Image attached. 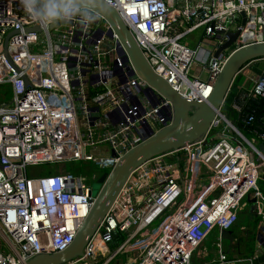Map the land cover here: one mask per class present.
Returning a JSON list of instances; mask_svg holds the SVG:
<instances>
[{"label":"built area","instance_id":"2783aa9c","mask_svg":"<svg viewBox=\"0 0 264 264\" xmlns=\"http://www.w3.org/2000/svg\"><path fill=\"white\" fill-rule=\"evenodd\" d=\"M104 1L127 24L153 72L191 101L208 100L231 53L264 43V0ZM97 15L88 24L76 17L43 27L20 0H0V87L11 92L8 101L0 94V264L66 251L96 201L97 175L35 176L34 167L86 162L114 169L173 122L172 103L139 77L111 25ZM198 30L195 48L182 43ZM237 31L232 51L215 57L227 40L218 34ZM195 64L201 73L190 79ZM251 99L264 102V70L234 110ZM258 139L264 145V130ZM101 148L109 156L98 154ZM263 176L264 153L221 112L204 140L138 167L83 256L65 264H109L130 252L125 264H264L257 263L262 244L253 257L233 260L220 236L214 256L199 252L216 230L233 229L251 199L264 244ZM119 234L126 239L111 250Z\"/></svg>","mask_w":264,"mask_h":264},{"label":"water","instance_id":"95a60500","mask_svg":"<svg viewBox=\"0 0 264 264\" xmlns=\"http://www.w3.org/2000/svg\"><path fill=\"white\" fill-rule=\"evenodd\" d=\"M97 13L108 21L112 30L119 37L139 77L172 103L174 109L173 122L167 128L127 152L110 173H104L97 180V185H100L101 188L100 191L96 190L95 192L97 198L93 209L69 249L51 255H39L27 264H65L78 256H83L86 245L111 209L130 175L138 167L156 156L204 140L216 116L222 112L238 74L249 63L264 60V43L247 45L234 51L228 57L208 100L204 102L191 101L172 89L163 78L153 72L129 27L114 8L107 5L104 0H100L97 4ZM245 16L243 13V25L246 23ZM32 30L40 31V28L36 27ZM239 33L237 31L236 33L222 32L218 34V39H222L224 35L227 40L215 52V57H218L224 50L231 48ZM8 39L9 36L5 40V54L7 53ZM263 119L261 116L258 120L261 126H264ZM258 149L264 153V145H259ZM253 202L255 203V201ZM261 235L259 233L257 239L264 248ZM219 236L228 243L235 241L231 230L222 231Z\"/></svg>","mask_w":264,"mask_h":264},{"label":"rangeland","instance_id":"374dc122","mask_svg":"<svg viewBox=\"0 0 264 264\" xmlns=\"http://www.w3.org/2000/svg\"><path fill=\"white\" fill-rule=\"evenodd\" d=\"M232 30H235V26L232 27ZM202 30H198L193 34L188 35L182 40V43H187L191 48H195L200 39L202 37ZM233 47L229 48L227 51L231 52ZM264 69V67L262 68ZM201 73V68L198 67L197 64L193 65L188 76L190 79L198 77ZM48 75V74H44ZM208 77V73L204 72L202 79H206ZM6 93V100H10L11 92L9 88H1L0 87V94ZM212 137L208 138V142L212 141ZM249 140L253 142L255 145H258L259 140L255 136H248ZM233 145H237V143L232 142ZM101 156H109V154L105 151L104 148H101L100 152ZM97 154V155H98ZM52 170L56 169V173H65L66 171L72 172L75 175H83V176H92L93 174L97 175L98 179L105 173L104 168L100 167V164L96 163H86V162H65L63 164H53V166H49L46 169ZM66 168V169H65ZM32 173H37L35 169H33ZM47 175V174H46ZM41 176V175H35ZM258 185L262 191H264V181L259 180ZM95 190L101 188L100 185H97V182L93 183ZM238 214V221L236 226L233 227V235L235 241L233 243H228L227 241H222V244L226 250V252H230V256L233 258L239 259H246L251 258L257 252L258 245L260 242L258 241V235L261 233L262 228V220L257 214V206L255 203H250L247 208L242 207L241 210L237 211ZM162 221V218L157 220L152 227L158 226ZM151 227V228H152ZM243 228V229H242ZM219 231L216 230L206 241L205 245L202 246L199 250L200 253H208L213 256L216 253V243L218 242L219 238ZM264 252V249L261 250ZM133 253H129L127 255L128 258H131ZM196 257V254H195ZM126 258L124 255H119L116 259H114L109 264H124Z\"/></svg>","mask_w":264,"mask_h":264},{"label":"clouds","instance_id":"9594fccd","mask_svg":"<svg viewBox=\"0 0 264 264\" xmlns=\"http://www.w3.org/2000/svg\"><path fill=\"white\" fill-rule=\"evenodd\" d=\"M99 2L100 0H20L24 11L43 27L67 23L76 17L84 24L91 23L99 18Z\"/></svg>","mask_w":264,"mask_h":264},{"label":"trees","instance_id":"16d2710c","mask_svg":"<svg viewBox=\"0 0 264 264\" xmlns=\"http://www.w3.org/2000/svg\"><path fill=\"white\" fill-rule=\"evenodd\" d=\"M254 63L264 64V60L257 61ZM236 114H237V117H236L235 124L242 134H244L247 138L248 136L257 137L260 135L262 131V127L258 123V120L261 116H263L264 118V102L263 101L252 100V99L248 100L246 104L243 106L241 112H236ZM250 118H253V120L250 121ZM49 166H53V164H44V165L34 167L33 169L37 171L36 174L41 175V176H51V175L58 174L56 173V169L54 170H52V168L46 169ZM111 171H112L111 168H104L105 173L106 172L110 173ZM125 239H126V236L124 234H119L117 238H115V240L110 244L111 249H115L116 247L121 245Z\"/></svg>","mask_w":264,"mask_h":264},{"label":"crops","instance_id":"0c3cea01","mask_svg":"<svg viewBox=\"0 0 264 264\" xmlns=\"http://www.w3.org/2000/svg\"><path fill=\"white\" fill-rule=\"evenodd\" d=\"M264 67V64H260V63H250L248 64L239 74L238 76L236 77L233 85H232V88H231V91L227 97V100H226V103H225V106L222 110V112L233 122L235 123L236 121V117H237V114H236V111L234 110V107H233V104L234 102L239 98V96L244 92V91H247V90H250L252 85H253V81L254 79H256L264 69H262ZM263 115V114H262ZM262 122L264 123V119L262 120ZM262 127V131L264 130V126H261ZM257 139H258V136H257ZM259 140V139H258ZM259 145H261V143L259 142L258 143V147ZM264 181V180H263ZM254 200H247L246 201V205L244 206V208L250 204V203H254L253 202ZM236 226V225H235ZM243 229V228H242ZM233 230V229H232ZM263 230V224H262V228H261V231ZM110 249H111V246H110ZM113 250V249H111ZM263 250V249H262ZM229 253V251L227 252ZM216 254V253H215ZM214 254V255H215ZM125 256L126 258V261L128 259L127 255L128 254H122ZM213 255V256H214ZM211 256V255H210ZM229 257L231 259H237L236 258H233L230 256V253H229ZM125 261V262H126ZM124 262V264H125ZM257 263H264V256H261L259 258V260L257 261Z\"/></svg>","mask_w":264,"mask_h":264},{"label":"flooded vegetation","instance_id":"af4514ba","mask_svg":"<svg viewBox=\"0 0 264 264\" xmlns=\"http://www.w3.org/2000/svg\"><path fill=\"white\" fill-rule=\"evenodd\" d=\"M231 231H232V229H231Z\"/></svg>","mask_w":264,"mask_h":264}]
</instances>
